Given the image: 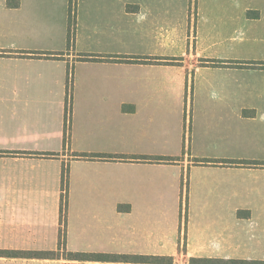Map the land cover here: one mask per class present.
<instances>
[{
    "label": "crops",
    "instance_id": "0c3cea01",
    "mask_svg": "<svg viewBox=\"0 0 264 264\" xmlns=\"http://www.w3.org/2000/svg\"><path fill=\"white\" fill-rule=\"evenodd\" d=\"M253 1H197L189 21L192 1L0 0V251L172 257L163 248L184 231L123 226L116 249L114 217L137 201L156 217L181 193L196 215L264 217V0Z\"/></svg>",
    "mask_w": 264,
    "mask_h": 264
},
{
    "label": "rangeland",
    "instance_id": "374dc122",
    "mask_svg": "<svg viewBox=\"0 0 264 264\" xmlns=\"http://www.w3.org/2000/svg\"><path fill=\"white\" fill-rule=\"evenodd\" d=\"M169 1H192L190 5L188 19L192 20L195 17V4L197 1L202 3L203 1H244V4H249L257 1L253 0H169ZM263 2V1H258ZM259 17V12H249L246 14V18L254 19ZM194 34V33H193ZM246 39V38H245ZM73 42V41H72ZM72 42H68V47L73 45ZM245 41L244 44H246ZM245 57V56H244ZM188 150V149H187ZM190 154V151H187ZM68 166L63 171V183L65 185L64 189V199H65V211L70 212V205H72V210L76 212L79 209L73 199L72 202L68 200ZM186 188V187H184ZM66 190V191H65ZM68 198V199H67ZM96 203V201H92ZM101 202L98 201L97 210L102 213ZM116 207L123 203L122 201H115ZM141 205L142 201H137ZM136 206V210L133 216L117 215L114 217L115 228H116V249L121 248L122 238H123V226L129 229H136V234L142 231H147L154 226V218L161 220V225L164 232L167 229H177L178 236L184 231L183 243L181 239L179 241V247L168 246L163 248L164 256L174 257L173 264H191V259L193 257L203 258L208 257V254H214L219 258H236V259H263L264 258V217H248L243 215V217H208L204 215H196L191 212L188 208V198L187 194L181 193L178 201L172 199L162 200L161 215L159 214V208L157 209V215L150 214L149 216H144L142 214V207ZM118 211L122 214L126 212L124 206L117 207ZM93 209L88 210V213H93ZM76 215L73 216L72 222L75 223ZM99 217L87 216L85 220H94ZM215 220V222H213ZM94 225V222H93ZM191 245L195 248H190ZM63 253V256L68 255V249H59ZM201 252L205 254L202 256ZM74 263V262H67ZM77 264V263H75Z\"/></svg>",
    "mask_w": 264,
    "mask_h": 264
},
{
    "label": "trees",
    "instance_id": "16d2710c",
    "mask_svg": "<svg viewBox=\"0 0 264 264\" xmlns=\"http://www.w3.org/2000/svg\"><path fill=\"white\" fill-rule=\"evenodd\" d=\"M74 34L70 32L69 40L72 41ZM166 160V159H163ZM65 199H63L62 212L65 210ZM0 257L25 258V259H60V252H33V251H0ZM65 264H173V257H150L143 255H94L82 253H68ZM98 262V263H94ZM191 264H264V261L231 259V258H192Z\"/></svg>",
    "mask_w": 264,
    "mask_h": 264
}]
</instances>
